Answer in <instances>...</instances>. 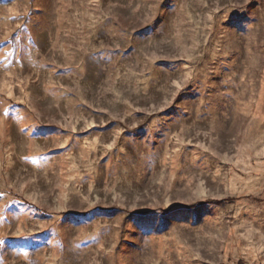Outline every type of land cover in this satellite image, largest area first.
I'll use <instances>...</instances> for the list:
<instances>
[{"label":"rangeland","instance_id":"374dc122","mask_svg":"<svg viewBox=\"0 0 264 264\" xmlns=\"http://www.w3.org/2000/svg\"><path fill=\"white\" fill-rule=\"evenodd\" d=\"M0 264H264V0H0Z\"/></svg>","mask_w":264,"mask_h":264}]
</instances>
